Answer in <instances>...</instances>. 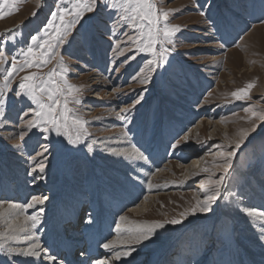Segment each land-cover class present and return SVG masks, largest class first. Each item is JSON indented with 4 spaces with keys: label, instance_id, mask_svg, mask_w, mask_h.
I'll return each instance as SVG.
<instances>
[{
    "label": "rangeland",
    "instance_id": "374dc122",
    "mask_svg": "<svg viewBox=\"0 0 264 264\" xmlns=\"http://www.w3.org/2000/svg\"><path fill=\"white\" fill-rule=\"evenodd\" d=\"M154 2L160 11L172 10L168 23L179 25L180 31L171 37V45L163 41V46L172 50L168 53L163 67L150 74L146 69V74L151 77L147 84H142L139 78H132L145 66L148 59H152L151 54L138 53L134 45L122 42L126 40L125 34L136 36L139 31L124 22L114 23L113 20L118 19V16L104 8H100L97 13H86L70 34L67 43L60 49L63 64L53 60L40 69L26 68L11 78L12 87L18 90L20 78L29 72L39 71L45 74L44 78L47 79L46 74L51 69L55 68L60 72L66 68L67 82L81 87V91L77 93L80 104H74L71 102L72 98H68V106L73 109L69 117L68 131L75 139L78 127L72 124V117L83 121L84 127L79 129L80 142L77 144L69 143L66 136L57 135L55 132L41 135L39 129L28 132L24 140H21L19 132L28 131L21 127L22 110L26 111L29 106L34 108L36 105L31 104L27 97H17L9 93L5 115L0 117V173L5 171L10 175V168L14 166L18 170L21 169V172L23 170L22 176L29 194L27 192V198L21 201L22 206L31 201L33 196L47 197L43 213H40L41 206H36L29 212V216L38 212L40 218L45 220L51 209L62 205L66 200H73L75 196L84 200L80 212L85 215L84 207L89 205L87 200L94 203L100 198H95L99 193H117L112 186L115 180L109 174L110 170H114L112 167H115L112 163L115 154L113 150L119 147L113 145L116 143L114 139H117L113 135L120 134L124 141L136 139L141 142L143 136H139L138 132L148 126L147 141L161 132L167 137L164 152L155 165L152 152H146L149 143H146L145 147L136 145L144 150V153H149L148 158L150 157L149 160L153 163L152 172L145 177L144 187L149 188L151 182L154 187L149 189L158 191L149 192L154 195L151 205H147L149 201L140 205L148 195L144 191V194L135 200L136 205L140 207V213L143 214L142 217L131 214L128 221L143 223L178 218L179 213L191 207L197 198H203V193L197 185L201 186V183L209 178L219 177L218 165L223 163V155L231 151V148L223 146L232 144L234 147V141L239 139L238 130L250 128L254 122L258 126L237 150L221 198L213 204L212 210L208 213L189 215L180 224L166 225L150 240L136 246V250L142 248L144 251V247H148L154 251L166 239H174L178 233L188 231L185 236V249L188 248L187 252L191 255L195 250L191 249L194 248V241H199L200 237L208 240L213 231V223L218 218L217 235L215 234L217 239L212 253H207V249L203 247L206 242L202 243L200 249L201 258L208 255V260L203 258V264L210 260L212 264L213 261L230 263L231 259L236 263L239 260L236 258L240 255L247 256L250 253L243 244L247 239L244 238L246 233L243 232L246 227L241 226L242 221L237 222L236 217L229 218L231 210H237L239 207L245 213V210L256 206L252 202L255 194H259L256 198L260 200L261 194L264 193V184L261 181V178H264V121L255 117L249 121L246 117L251 115V111H245L250 106L257 111L264 109V0ZM9 3H12V0H9ZM64 3L65 0H39L38 6L37 0H16V10L0 17V52L5 53L6 61L0 67V82L3 81L6 69L10 67L12 57L20 60L19 53L30 44V37L41 34L51 12ZM0 4H3V0H0ZM233 10L239 15L235 17ZM2 11L8 12L9 9L5 7ZM34 11L35 16L32 15ZM201 12L205 15H201ZM244 17L248 23L243 22ZM164 23L161 19V28ZM9 29L12 31L9 32ZM144 31L146 33V29ZM161 39L163 40V37ZM117 42H121V48L133 50L118 54L120 49L113 51ZM159 47L160 45H157V49ZM129 56H135V59L125 63ZM54 78L63 84L60 76ZM249 82H254V87L249 90L251 99L236 100L231 96L233 91L245 88ZM191 84H194L198 94L193 91ZM176 86L181 88L177 89ZM184 89L191 91L190 95H186L182 91ZM140 93H143L140 102L131 111H122L140 98ZM44 100H47L46 96ZM183 106H188V112ZM172 114L180 116V125L177 121L175 126L171 121L167 123L168 127L165 123L157 124L156 119L163 117L166 121L168 115ZM187 117L190 118L189 121ZM169 130L172 132L168 136ZM185 136L188 137L187 141L183 140ZM102 140L111 142L104 145ZM178 140L181 143L173 148L172 145ZM42 145L50 147L43 173L44 179L33 183L29 174L33 167L30 157L39 152ZM218 145L220 147H217ZM133 146L135 147V144L128 145L130 152L133 151ZM194 158L199 160V167L192 170L182 167L185 163H191ZM115 168V174L122 170L120 166ZM204 168L209 171L204 172ZM159 171L160 176L155 177ZM213 172L215 176L212 175ZM53 177L56 178L55 187L50 193L46 181ZM185 181H189L188 184H185ZM92 195L94 198H91ZM16 197L5 196V202L2 204L7 205L13 199H21ZM257 206L255 208L258 211H264L261 207L263 204ZM218 207L220 216L212 215ZM125 212L126 210L121 208V214L119 213L113 222L117 220L118 224L120 220L117 218ZM38 229L41 230L39 226ZM237 229L240 230L238 235L234 234ZM6 256L4 252H0V264L10 263V260L3 259ZM178 256L177 250L171 260L174 264L197 263L194 259H188L185 263L186 257L178 259ZM152 258L150 261H154ZM143 259L144 256L139 262L135 259L132 264H141Z\"/></svg>",
    "mask_w": 264,
    "mask_h": 264
},
{
    "label": "snow or ice",
    "instance_id": "6c2138e0",
    "mask_svg": "<svg viewBox=\"0 0 264 264\" xmlns=\"http://www.w3.org/2000/svg\"><path fill=\"white\" fill-rule=\"evenodd\" d=\"M37 2L39 6V0H37ZM5 7L9 9L8 12L2 11ZM100 8L109 9L118 16V19L113 20L114 23L120 24L124 22L139 31V35L136 36L125 34L126 40L122 41L123 43L134 45L135 51L138 53H150L152 56V59H148L145 62V66L141 67L137 75L132 78L133 80L139 78L142 84H147L151 77L146 74V69L147 73L150 74L157 68L164 66L167 55L172 49L165 48L163 46V41H167V43L171 45V37L180 31L179 25H170L168 23L169 13L172 11L171 9L160 11L154 0H102V2L101 0H65L62 6L51 12V16L41 30V34L32 35L30 37V44L25 50H21L19 53L20 60H17L15 56L12 57L10 67L6 69L3 81L0 82V117L5 115V108L9 103V93L17 97H27L31 104L36 105L34 108L29 106L26 111L22 110L23 114L20 119L23 120V124L21 127L28 131L21 130L19 132L21 140H24L28 132H31L33 129H39L41 135L55 132L57 135L66 136L68 142L71 144L80 142L79 129L84 127V122L77 117H72V124L78 127L76 138L73 139L72 134L68 131L70 113L73 112V109L68 106V98H72V103L80 104V97L77 93L81 91V87L67 82L65 77V73L67 72L66 68L62 69L60 72H57L55 68L51 69L46 74L47 79L44 78L45 74L39 71L29 72L20 78L18 90L12 87L11 78L18 72L24 71L26 68L35 67L40 69L50 64L53 60H56L58 64H63V57L61 56L60 49L67 43L70 34L76 29L77 25L80 24L85 14L97 13ZM15 10L16 0H12V3H9V0H3V4H0V17L8 15ZM32 15L35 16L36 12L34 11ZM201 15H205V13L201 12ZM161 19L165 22L162 28L160 27ZM17 27H19V25ZM144 29H146V33ZM8 31L11 32L12 30L9 29ZM161 37H163V40ZM157 45H160L159 49H157ZM116 49H120L118 54H123L126 50H133L132 48H121V42H117L113 51H116ZM4 56L5 53L0 52V67L6 63ZM130 59H135V56L127 57L125 63ZM55 76H60L63 84L54 78ZM253 87L254 82H249L245 88L233 91L231 96L236 100L251 99L249 90ZM114 91L117 90L114 89ZM45 96L47 97L46 101L44 100ZM61 97H63V99H61ZM142 98L143 93H140V98L122 111H131ZM245 111H251V115L246 117L249 121H252L253 117L260 121H264V109L257 111L250 106L246 108ZM27 117L31 118L26 119ZM241 119L245 118L241 117ZM257 126L258 125L253 122L250 128L239 129L237 133L239 139L234 141V147H232V144L223 146L224 148H231V151H227L226 154L223 155V163L218 165V169L220 170L219 177L217 179L209 178L203 181L200 186L203 198H197L191 207L179 213L178 218L173 217L163 221L156 220L141 223L128 221L127 216H121L120 221H127V225L122 226L121 224H117V238L103 245L105 249L112 251L113 260L119 261L123 257L130 256L136 251V246L150 240L158 229H163L169 224H180L189 215L208 213L211 211L213 204L221 198L237 150L241 147L249 134L255 131ZM45 138L47 139V136H45ZM187 139V136L183 138L184 141H187ZM180 143L181 141L178 140L172 147L176 148ZM217 147L220 146L218 145ZM49 152V145H42L41 150L30 157L33 167H31L29 174L32 176L33 183L37 180L44 179L43 173L47 166ZM130 155H136L140 159H145L143 154L138 153V150L135 148H133ZM203 171L208 172L209 169L204 168ZM212 175L215 176V172H213ZM148 186L149 188L154 187L151 182H149ZM46 199L47 197L33 196L31 201L21 207L24 210L34 208L37 205H43ZM17 207L18 206L14 204L9 205L8 211L11 213ZM42 212L43 208L40 209V213ZM245 214L255 218L256 223L260 224L261 230L258 238L264 242V211H258L255 207H252L247 209ZM0 215H3V213H0ZM39 223L40 214L38 213L32 216H25L24 220L16 224L10 222L7 228L0 232V252H4L9 256L10 264L13 256L17 258H42L45 261L55 264L57 258L49 254L46 248L42 247L38 237L27 235L26 229L36 228ZM21 233H24V238L30 241L27 247H8V241L16 240ZM95 264H110V261L98 260Z\"/></svg>",
    "mask_w": 264,
    "mask_h": 264
},
{
    "label": "bare ground",
    "instance_id": "6f19581e",
    "mask_svg": "<svg viewBox=\"0 0 264 264\" xmlns=\"http://www.w3.org/2000/svg\"><path fill=\"white\" fill-rule=\"evenodd\" d=\"M232 12L235 17L239 15V13H237L234 10ZM243 22L248 23V20L244 17ZM191 86L193 87V91L195 90V92L198 94V91L194 86V84H191ZM180 88L181 87H177V89ZM182 91L186 95H190L191 93V91L186 89ZM183 108H186L188 112V106H183ZM179 117H180L179 115L172 114V115H168L166 121L164 120L163 117H161V119L160 118L156 119V121L157 124L165 123L167 127H168L167 123L171 121V124L175 126L176 121L179 122L181 119ZM188 118L189 117H187V120ZM147 129L148 126H145V129L143 131L138 132L139 136H143V141L141 142L137 141L136 139L124 141V139L120 134L116 133L115 135H113L117 138L114 139L116 140L117 144L113 143V145H119V147L113 150L115 154H113L112 158L114 159L112 163L115 165V167L120 166L122 168V170L117 169L119 171H117V173L115 174L116 168L113 166L112 169L114 170L112 172L110 170L109 173L110 177H113L115 180L114 182H112L113 184L112 186L113 188H115L114 191L117 192L116 194L110 191L107 194H103V195L102 193H99V195L95 197L96 199L100 197L97 202L92 203L89 202V200H87L89 205L88 207H84V211H86L84 212L86 213L85 215L81 214L80 212V206L82 205V202L84 200L80 196L77 197L75 196L73 200L71 201L66 200L65 202H63L62 205L55 206V208L51 209L49 214L45 216L46 217L45 220L43 218H40V223L36 226V228L26 229L28 236L34 235L35 237H38L39 243L42 245V247L46 248L49 254L57 258L55 264H61V262L62 264H95V262L98 260H107L110 261V264H132V261H134L135 259L136 261L138 260L141 261V257L143 256L144 259L141 264L143 263L172 264L173 263L171 261L173 259L172 257L177 250L179 252L178 259L186 257L184 259L185 263L187 262L188 259H194L197 262L196 264H203L204 262L203 258H206V260H208L207 259L208 255L203 256V258H201L200 252L202 251L200 249L201 246L203 245L202 243L206 242L204 243L203 247L207 249L206 250L207 253L209 254L212 253V249L214 248L217 239L215 234L217 235L218 218L216 219V222L214 221L213 223V231L211 233V236H209L208 240L204 237H200L199 241H194L193 243L194 248L191 249H195V250L193 253L191 252L192 253L191 255H189V253L187 252L189 251V249L188 248L185 249V247L187 246L185 245L186 244L185 236L186 233H188V231H186L185 233L183 232L178 233L176 238L174 239L172 238L166 239L163 243H161V246H159L154 251L149 250L150 248L148 247H144V251L142 250V248H140L135 252H133L130 256L123 257L119 261L113 260L112 251L105 249L103 247V245L108 241L115 240L117 238V223H116L117 220L115 223L113 222V220L115 217L121 214V208L124 209V211L126 210L123 216H127V218L131 217V214H134L136 217H142L143 214L140 213V207L136 205L135 200L139 196H142V193L145 191L147 192L146 194L148 195L145 197V199L140 205H143L145 201H149L147 205H151L152 197H154V195H151V193L149 192H152L154 190L158 191L156 189H149L148 187L147 188L144 187L146 186L145 177L147 174H149V172H152L153 169L151 168V166H153V163L151 162V160H149L150 157L148 158L149 153L147 154L144 153L143 152L144 150H141L139 146L145 147L146 143H149V145H147L148 148H146V152L149 151L152 152V154L155 157V162H154L155 165L158 163V161H160L159 159L161 158L164 152L163 148L167 144L165 143L167 137L166 135H163L161 132L159 135L155 136V138L147 141L149 139ZM171 132L172 131L169 130V134L167 135L169 136ZM109 142L103 141L104 145H107ZM130 144H135V147L134 146L133 147L138 150V153H142L145 159H140L136 155H130V153H132L129 151V147H128V145ZM199 164H200L199 160L194 158L191 163H185L183 164L182 167L186 168L187 170H192V168L194 169L199 167ZM22 172L21 169L18 170L16 166H14V168H10L11 176L8 175V173H6L5 171H2L0 173V196H1L0 213H3V215H0V232L4 231L7 228L8 223L11 222L13 224H16L24 220L25 216H29L30 215L29 212L35 209V208H29L27 210H24L21 207L22 206L21 201L27 198L26 196L27 192L29 194V190L28 188H26L27 185H25L24 183ZM159 174L160 171L155 175V177H157ZM55 181H56L55 177L46 181L47 190H49L50 193L54 190ZM261 181L264 184V178H261ZM188 182L189 181H185V184H188ZM117 187H119L120 189L119 190L116 189ZM197 187H200V185H197ZM258 195L259 194L257 193L255 194V199L253 198L252 202L256 206L257 204L260 205V203L263 204L264 206V193L261 194L260 200L259 198H256ZM5 196H17L16 198L21 197V199L20 200L13 199V201L11 200L9 204L4 205L2 203L5 202L4 201ZM92 197L93 195L91 196V198ZM46 200L44 201L43 205H37V207L41 206L40 208H44ZM243 203L246 204L245 202ZM12 204L17 205L18 207L10 213L8 211V208L9 205ZM232 204L234 206L236 205L233 202ZM219 207L217 211H215L212 215L220 216L218 215L219 214L218 211L220 210ZM36 214H38V212ZM230 215L231 217L229 218L234 219V217H236L237 222L242 221L241 226L245 225L246 229L243 232L246 233L244 238L247 239L245 243L243 242V244L245 246L244 248H247L250 254L247 253L248 254L247 256L246 254L245 256H241V255L240 257L237 256L239 258L235 257L236 259H239L238 262L236 263L232 262L233 259H231L230 263H224V264H264V242H262L258 238L261 230L260 224L256 223L255 218L246 215L244 211L241 210L239 207L237 210L234 209L231 210ZM117 219L118 221L120 220V218ZM236 221L234 220V222ZM118 224H121L122 226L127 225L126 222H121V221ZM38 226L39 228H41V230L38 229ZM161 231H162L161 229H158L156 233L157 232L159 233ZM239 232L240 230L237 229V232L235 233L233 232V233L238 235ZM24 237L25 234L21 233L16 240L8 241L7 246L13 248L27 247L30 241L25 239ZM31 242H35V241H31ZM149 251H153V252L148 253ZM149 255H151L150 258L153 257L152 260L154 261H150ZM3 259H8V261L10 260L8 255ZM148 261L150 262L148 263ZM211 262L212 260H210L209 262L207 261L206 264H212ZM213 263L221 264L222 262L219 261L216 263L215 261H213ZM11 264H52V262L45 261L42 258H34V257L17 258L13 256L11 258Z\"/></svg>",
    "mask_w": 264,
    "mask_h": 264
}]
</instances>
